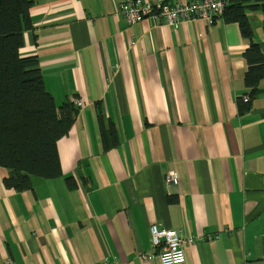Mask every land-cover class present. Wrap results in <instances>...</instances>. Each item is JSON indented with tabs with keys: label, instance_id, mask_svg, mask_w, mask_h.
<instances>
[{
	"label": "crops",
	"instance_id": "1",
	"mask_svg": "<svg viewBox=\"0 0 264 264\" xmlns=\"http://www.w3.org/2000/svg\"><path fill=\"white\" fill-rule=\"evenodd\" d=\"M28 1L20 56L36 57L56 106L81 107L56 143L60 177L14 191L0 167V264H159L152 225L179 232L183 264H264V79L239 114L238 26L128 24L119 0ZM247 17L264 54L261 14Z\"/></svg>",
	"mask_w": 264,
	"mask_h": 264
},
{
	"label": "trees",
	"instance_id": "2",
	"mask_svg": "<svg viewBox=\"0 0 264 264\" xmlns=\"http://www.w3.org/2000/svg\"><path fill=\"white\" fill-rule=\"evenodd\" d=\"M225 1L220 19L236 24L249 42L243 52L247 92L237 100L238 113L245 114L264 79V54L247 13H261L264 34V0ZM29 9L28 0H0V167L7 171L4 186L14 191L31 190L32 178L61 176L56 143L67 135L78 111L71 102L56 106L44 88L36 57L19 54L23 33L31 29ZM67 185L74 186L70 178Z\"/></svg>",
	"mask_w": 264,
	"mask_h": 264
},
{
	"label": "built area",
	"instance_id": "3",
	"mask_svg": "<svg viewBox=\"0 0 264 264\" xmlns=\"http://www.w3.org/2000/svg\"><path fill=\"white\" fill-rule=\"evenodd\" d=\"M225 6V0H193L190 3L176 4H169L165 0H119L117 10L128 24H136L144 18H151L167 27L175 28L184 22L209 24L222 17ZM70 102L75 108L81 107V102L77 99ZM164 184L178 186L179 179L174 172H167L164 175ZM148 231L150 244L157 249L159 264L184 263L185 256L178 231L165 230L158 225L150 226ZM140 260L143 263L148 261L145 256H141ZM97 264L121 263L116 260H104Z\"/></svg>",
	"mask_w": 264,
	"mask_h": 264
},
{
	"label": "rangeland",
	"instance_id": "4",
	"mask_svg": "<svg viewBox=\"0 0 264 264\" xmlns=\"http://www.w3.org/2000/svg\"><path fill=\"white\" fill-rule=\"evenodd\" d=\"M260 14H261V13L259 12V16H260Z\"/></svg>",
	"mask_w": 264,
	"mask_h": 264
}]
</instances>
